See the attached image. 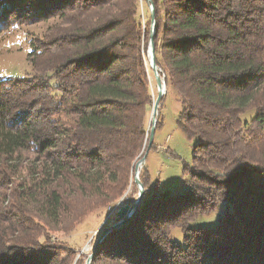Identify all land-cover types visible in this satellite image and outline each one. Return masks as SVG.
<instances>
[{"label":"trees","instance_id":"trees-1","mask_svg":"<svg viewBox=\"0 0 264 264\" xmlns=\"http://www.w3.org/2000/svg\"><path fill=\"white\" fill-rule=\"evenodd\" d=\"M152 1L157 64L199 141L191 189L158 196L144 170L140 208L92 264H264V0ZM49 21L31 74L0 78V264H84L59 236L115 204L147 150V1L0 0V35ZM221 202L216 228L189 227Z\"/></svg>","mask_w":264,"mask_h":264},{"label":"rangeland","instance_id":"rangeland-1","mask_svg":"<svg viewBox=\"0 0 264 264\" xmlns=\"http://www.w3.org/2000/svg\"><path fill=\"white\" fill-rule=\"evenodd\" d=\"M51 23L52 21L33 25L14 26L0 35V78L10 76L21 77L31 74L32 69L27 62V56L32 50L30 41L35 36L43 35ZM146 59L147 67L152 69L148 53ZM151 74L150 83L155 94V104L158 97V88L153 69ZM163 98L166 99L161 109V124L158 129L156 127L152 143L153 147L151 146L152 149L150 148L151 150L146 154V160L141 169V174L147 169L151 180L150 190L156 188L158 196L165 193H169L170 195H184L191 189L190 178L184 174V164L191 162L193 149L199 141L197 138H188L180 129L177 123L181 111L179 102L172 95L168 94L167 90ZM154 104L152 105L153 107ZM158 120L159 115L157 117V123ZM150 129L151 126L149 127V136ZM146 151L144 150L143 156ZM138 161L134 165L132 180L126 193L115 204L87 218L73 232L59 236V239L65 241L77 252L78 255L75 262L80 256L85 255L88 257L92 253L93 247L103 230L116 223V212L124 205H132L137 200L138 187L134 181V174ZM232 212L233 208L231 204L221 202L213 212L197 216L191 221L189 227L192 230L216 228L220 224L221 218L226 213L232 215ZM53 239L57 240L58 237L53 236ZM171 240L182 247L185 246L184 232L180 227H174L172 229Z\"/></svg>","mask_w":264,"mask_h":264},{"label":"water","instance_id":"water-1","mask_svg":"<svg viewBox=\"0 0 264 264\" xmlns=\"http://www.w3.org/2000/svg\"><path fill=\"white\" fill-rule=\"evenodd\" d=\"M146 1L149 5L150 14H151V35L149 38L148 57L150 59V64H151V67L155 75V80H156L157 88H158V97L153 107L152 119H151V129H150V136H149L147 151L145 155L137 162V165L135 167L134 181L138 187V197H137V200L132 205H124L116 212V220H117L116 223L113 224L111 227L103 230V232L100 234V236L98 237L93 247L92 253L87 257L85 264H92V260L97 253L98 246L111 232L120 228L121 226L126 224L128 221H130V219L135 215V213L140 208L142 200L146 193L145 186L140 179V172L138 171L137 167H138V164L140 163H142V165L145 164L146 154L152 146L154 134H155L156 127H157V117L159 115L160 102L165 95L163 85L166 86V77L165 75L161 74L162 70L158 66L157 61H156V48H155V42H154L155 32H156L155 6L152 0H146Z\"/></svg>","mask_w":264,"mask_h":264},{"label":"bare ground","instance_id":"bare-ground-1","mask_svg":"<svg viewBox=\"0 0 264 264\" xmlns=\"http://www.w3.org/2000/svg\"><path fill=\"white\" fill-rule=\"evenodd\" d=\"M163 86H164V94L166 95L167 87L165 85H163ZM142 167H143L142 163L138 164V167L137 168H138V171L140 172V174H141Z\"/></svg>","mask_w":264,"mask_h":264}]
</instances>
